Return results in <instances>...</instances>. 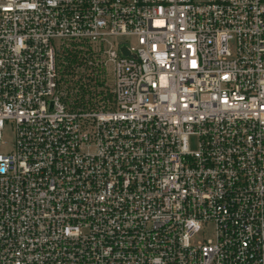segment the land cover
<instances>
[{"label":"built area","instance_id":"obj_1","mask_svg":"<svg viewBox=\"0 0 264 264\" xmlns=\"http://www.w3.org/2000/svg\"><path fill=\"white\" fill-rule=\"evenodd\" d=\"M0 264H264V0H0Z\"/></svg>","mask_w":264,"mask_h":264},{"label":"trees","instance_id":"obj_2","mask_svg":"<svg viewBox=\"0 0 264 264\" xmlns=\"http://www.w3.org/2000/svg\"><path fill=\"white\" fill-rule=\"evenodd\" d=\"M72 43H73L72 48L70 47L67 49V53L62 60L63 72L67 74L75 73V62L77 61L79 52H81L82 50L76 46L77 44L76 42H72ZM101 83L102 81H98V83L96 84L99 85ZM93 85L95 86V83H93ZM76 86L79 87L80 89L73 96L76 99H80L81 101L84 102L99 104L100 102L111 96L110 92L106 94L101 90H97L98 88L96 86L94 89H90L89 82L87 83H85L84 81L82 82L81 79H77L73 83L72 82L70 83V87H76Z\"/></svg>","mask_w":264,"mask_h":264},{"label":"rangeland","instance_id":"obj_3","mask_svg":"<svg viewBox=\"0 0 264 264\" xmlns=\"http://www.w3.org/2000/svg\"><path fill=\"white\" fill-rule=\"evenodd\" d=\"M4 135H5V138L8 140L7 147H11L13 140H14V129H13V126L11 123H8L6 125L5 130H4ZM191 146H192V148L196 147L195 138H192Z\"/></svg>","mask_w":264,"mask_h":264},{"label":"water","instance_id":"obj_4","mask_svg":"<svg viewBox=\"0 0 264 264\" xmlns=\"http://www.w3.org/2000/svg\"><path fill=\"white\" fill-rule=\"evenodd\" d=\"M124 50H126V49L124 48Z\"/></svg>","mask_w":264,"mask_h":264}]
</instances>
